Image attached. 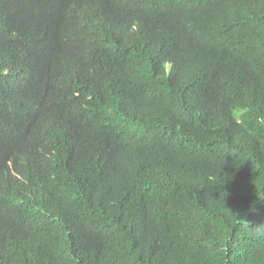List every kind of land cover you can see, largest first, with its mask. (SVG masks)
<instances>
[{
  "label": "trees",
  "instance_id": "16d2710c",
  "mask_svg": "<svg viewBox=\"0 0 264 264\" xmlns=\"http://www.w3.org/2000/svg\"><path fill=\"white\" fill-rule=\"evenodd\" d=\"M258 118L264 0H0V264H264Z\"/></svg>",
  "mask_w": 264,
  "mask_h": 264
},
{
  "label": "clouds",
  "instance_id": "9594fccd",
  "mask_svg": "<svg viewBox=\"0 0 264 264\" xmlns=\"http://www.w3.org/2000/svg\"><path fill=\"white\" fill-rule=\"evenodd\" d=\"M249 109L245 107L236 106L232 109L233 119L237 122H241V118L248 113ZM258 123L264 125V118H258ZM255 235L264 236V221L255 223L251 226Z\"/></svg>",
  "mask_w": 264,
  "mask_h": 264
}]
</instances>
